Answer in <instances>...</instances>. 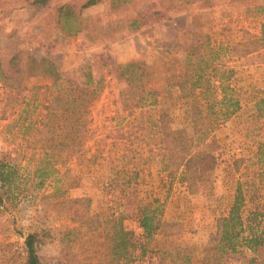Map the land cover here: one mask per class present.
Masks as SVG:
<instances>
[{
  "label": "rangeland",
  "instance_id": "rangeland-1",
  "mask_svg": "<svg viewBox=\"0 0 264 264\" xmlns=\"http://www.w3.org/2000/svg\"><path fill=\"white\" fill-rule=\"evenodd\" d=\"M87 1L0 0V65L8 73L14 56V75L20 78L9 91L0 83V156H10L20 174L30 178L38 152L66 153L41 188L26 181L28 198L0 212V264H25L23 238L35 229L46 232L36 247L41 264H102L117 222L139 236L137 201L148 202L158 218L177 227L171 235H153L145 256L140 258L135 249L127 264H155L156 255L165 264H199L215 220L226 213L233 196L238 173L232 159L249 156L264 141V117L256 118L253 111L254 101L264 95V0H92L84 5ZM202 35L211 46H222L215 63L231 69L228 84L240 109L195 139L187 129L192 145L217 155L214 169L203 176L196 192L188 193L178 174L166 177L155 141H142L140 128L148 126L142 107L130 114L121 109L118 93L125 84L117 65L143 63L148 85L158 88L178 69L184 48ZM28 56L49 59L73 81H83L85 71L98 81L80 143L74 135L59 137L62 142L42 141L60 131L38 119L46 111L42 87L30 103L31 86L48 79L26 73ZM214 98L219 95H207ZM26 102L27 115L22 109ZM172 106L166 107L173 114L172 125H186L183 110L177 103ZM27 116L31 127L24 121ZM95 149L105 158L84 161ZM82 151L83 163L77 159ZM134 167L139 170L134 183L122 186L116 168ZM53 177H75L78 185H62L51 194L59 186ZM80 197H87L88 204L66 201Z\"/></svg>",
  "mask_w": 264,
  "mask_h": 264
},
{
  "label": "trees",
  "instance_id": "trees-1",
  "mask_svg": "<svg viewBox=\"0 0 264 264\" xmlns=\"http://www.w3.org/2000/svg\"><path fill=\"white\" fill-rule=\"evenodd\" d=\"M91 2L88 0L84 5ZM221 47L219 43L215 47L211 46L205 35L200 36L192 45L184 48L178 69L158 88L148 85L143 63L132 61L117 65L118 74L125 84L118 93L121 109L130 114L134 107H142L140 115H144L148 122V126L144 124L140 128L143 131L142 141H155L161 151L158 163L166 171V177L171 180L178 174V179L184 183L188 193L196 192L203 176L214 169L217 155L213 150L192 145L187 129L192 131L191 136L195 139L199 137L195 135L210 130L207 127L227 120L240 109L234 88L228 84L231 69L221 62L215 63L218 55L216 51L221 50ZM14 59L12 56L9 60L8 73L0 65V83L8 91L10 84L20 79L14 75ZM27 63L26 73L46 75L48 79L46 84L31 86L30 103L35 102V90L42 87L46 97V111L38 119L42 125L60 131L57 136L51 135L42 141L62 142L59 137L70 139L69 136L74 135L80 143L87 131L89 104L98 91V81H93L88 71L83 73V81H73L45 57L34 59L28 56ZM211 79L216 83L211 82ZM211 92L218 94L219 98L207 99ZM176 103L183 110L186 125H172L173 114L167 112L166 107H173ZM24 106L22 109L25 108L27 115L29 103L26 102ZM253 111L256 118L264 117V95L254 101ZM24 121L31 127L28 116L24 117ZM81 153L77 159L83 163L85 151ZM37 155L30 178L29 175L20 174L21 168L12 162L10 156H0V212L28 198L25 193L26 181L36 189L41 188L49 173L57 172L54 164L62 161L66 153L41 150ZM97 158H105L103 151L95 149L84 161H95ZM232 166L238 177L231 202L226 213L216 218L215 230L202 247L199 264H264V141L257 142L249 156L233 158ZM138 173L135 167L116 168V176L120 183H124L122 186L134 183ZM52 182L59 183V186H54L51 194H57L62 185L67 188L78 185L75 177H53ZM66 201L88 204L89 199L80 197ZM134 206L137 225L141 230L139 236L117 222L118 225L113 226L110 234L109 256L102 264H127L134 259L135 249L139 250L140 258L144 257L148 241L153 235L168 236L176 231V223L158 218L156 208L148 202L137 201ZM45 235L43 229H35L24 235L22 247L25 264H41L36 247ZM156 256L155 264H165L163 257Z\"/></svg>",
  "mask_w": 264,
  "mask_h": 264
}]
</instances>
